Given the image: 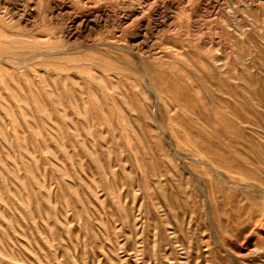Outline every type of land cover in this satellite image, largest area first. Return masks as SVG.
<instances>
[{"label": "rangeland", "instance_id": "obj_1", "mask_svg": "<svg viewBox=\"0 0 264 264\" xmlns=\"http://www.w3.org/2000/svg\"><path fill=\"white\" fill-rule=\"evenodd\" d=\"M0 264H264V0H0Z\"/></svg>", "mask_w": 264, "mask_h": 264}, {"label": "bare ground", "instance_id": "obj_2", "mask_svg": "<svg viewBox=\"0 0 264 264\" xmlns=\"http://www.w3.org/2000/svg\"><path fill=\"white\" fill-rule=\"evenodd\" d=\"M13 47H15V46H13ZM16 50H17V49H16ZM16 50H15V51H16Z\"/></svg>", "mask_w": 264, "mask_h": 264}]
</instances>
